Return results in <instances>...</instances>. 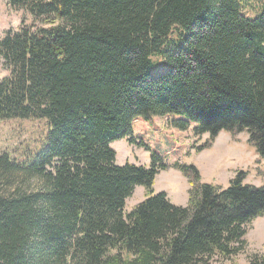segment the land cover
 Masks as SVG:
<instances>
[{"label": "trees", "instance_id": "1", "mask_svg": "<svg viewBox=\"0 0 264 264\" xmlns=\"http://www.w3.org/2000/svg\"><path fill=\"white\" fill-rule=\"evenodd\" d=\"M7 2L48 25L0 37V120L43 118L48 129L26 160L0 153V264H210L237 254L246 225L264 215V185L240 172L221 188L174 163L191 176L187 205H175L152 189L167 167L158 153L147 167L117 165L111 143L148 150L131 125L151 114L179 130L193 123L210 142L246 131L264 157V6L251 18L239 0ZM136 185L145 197L126 212Z\"/></svg>", "mask_w": 264, "mask_h": 264}, {"label": "rangeland", "instance_id": "2", "mask_svg": "<svg viewBox=\"0 0 264 264\" xmlns=\"http://www.w3.org/2000/svg\"><path fill=\"white\" fill-rule=\"evenodd\" d=\"M241 12L254 17L264 6V0H239ZM26 9H13L7 0H0V37L6 29L18 30L20 26L32 29L46 27ZM156 63L158 59L155 58ZM152 65V73L155 74ZM160 71V70H159ZM158 71V72H159ZM0 65V78L7 75ZM194 124L186 130H179L168 124V118L157 115H142L133 120L132 136L141 140L148 150L137 144H130L126 138L115 140L111 147L115 151V164L125 162L150 163V152L161 156L166 168L159 170L153 181V192L164 191L171 203L185 206L188 203L191 176H186L174 163L181 166L192 165L199 174V181L221 188L229 180L242 172V183L254 186L264 185V157L260 156L248 141L246 131L231 133L220 131L210 142L207 134L194 135ZM47 122L43 118H11L0 120V153L7 152L17 161H24L40 148L47 132ZM191 173V172H190ZM34 184V180L29 181ZM145 197V189L136 185L127 198L125 211L132 209ZM243 248L227 258H213L210 264H247L254 254H264V215L254 218L246 225Z\"/></svg>", "mask_w": 264, "mask_h": 264}]
</instances>
